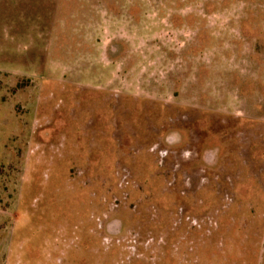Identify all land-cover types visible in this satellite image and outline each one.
<instances>
[{"label": "rangeland", "instance_id": "rangeland-1", "mask_svg": "<svg viewBox=\"0 0 264 264\" xmlns=\"http://www.w3.org/2000/svg\"><path fill=\"white\" fill-rule=\"evenodd\" d=\"M0 264H264V0H0Z\"/></svg>", "mask_w": 264, "mask_h": 264}]
</instances>
